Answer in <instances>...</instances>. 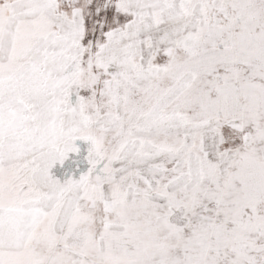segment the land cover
Segmentation results:
<instances>
[{
	"label": "snow or ice",
	"instance_id": "1",
	"mask_svg": "<svg viewBox=\"0 0 264 264\" xmlns=\"http://www.w3.org/2000/svg\"><path fill=\"white\" fill-rule=\"evenodd\" d=\"M0 264H264V0H0Z\"/></svg>",
	"mask_w": 264,
	"mask_h": 264
}]
</instances>
